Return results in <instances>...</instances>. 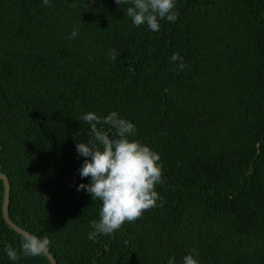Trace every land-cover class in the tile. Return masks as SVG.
<instances>
[{"label":"trees","instance_id":"1","mask_svg":"<svg viewBox=\"0 0 264 264\" xmlns=\"http://www.w3.org/2000/svg\"><path fill=\"white\" fill-rule=\"evenodd\" d=\"M50 4L0 0L9 219L47 237L56 264H182L189 253L199 264H264V0H175L178 18L159 31L133 25L115 0ZM112 111L159 154L160 199L93 241L101 202L77 190L90 180L75 145L93 136L84 114ZM2 190L0 180V264H49L7 256L21 235L3 221Z\"/></svg>","mask_w":264,"mask_h":264},{"label":"clouds","instance_id":"2","mask_svg":"<svg viewBox=\"0 0 264 264\" xmlns=\"http://www.w3.org/2000/svg\"><path fill=\"white\" fill-rule=\"evenodd\" d=\"M117 5H130L124 8V15L131 18L133 25H146L152 31H159V20L175 22L178 12L175 0H115ZM45 6H51L50 0H42ZM78 30L73 29L69 38H75ZM117 53L110 50L108 59L115 60ZM171 62H178L177 69L183 71L186 64L179 53H173ZM82 120L90 125L92 138L75 145L79 155L85 157L78 169L82 178L90 182L81 183L77 190L90 194L92 200H99L98 220L91 221L92 231L89 240L98 235H111L125 223H132L142 217L145 211L157 206L160 199L156 186L162 183L160 156L149 146L138 140L130 139L136 133L135 125L112 111L104 117L94 112H87ZM108 125V129L98 128ZM50 240L24 232L21 234L19 253L11 246H6L7 256L17 261L21 256L36 257L45 255ZM194 251V250H193ZM168 264H175L169 258ZM182 264H199L191 254L182 258Z\"/></svg>","mask_w":264,"mask_h":264},{"label":"water","instance_id":"3","mask_svg":"<svg viewBox=\"0 0 264 264\" xmlns=\"http://www.w3.org/2000/svg\"><path fill=\"white\" fill-rule=\"evenodd\" d=\"M0 180L2 182V187H3V190H2V198H1V215H2L3 221L14 232H16L19 235H21L22 233L27 232V231L24 230V229H22L21 227L17 226L15 223H13L9 219L8 214H7L9 184H8L7 177L3 173H1V172H0ZM44 256L48 260L49 264H56L54 258L49 253V251H47Z\"/></svg>","mask_w":264,"mask_h":264}]
</instances>
